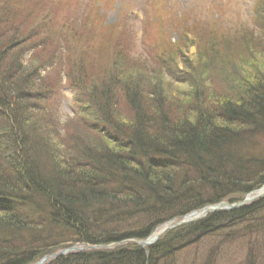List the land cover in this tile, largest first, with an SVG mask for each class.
<instances>
[{
  "label": "trees",
  "instance_id": "obj_1",
  "mask_svg": "<svg viewBox=\"0 0 264 264\" xmlns=\"http://www.w3.org/2000/svg\"><path fill=\"white\" fill-rule=\"evenodd\" d=\"M14 6L0 7V264L71 248L81 249L44 264H178L203 244L201 264L233 247L241 264H262L264 197L135 242L264 187V41L239 50L209 26L201 43L206 25L179 20L174 50L197 47L187 71L121 46L107 71L80 56L68 24ZM63 75L78 110L65 123L54 114Z\"/></svg>",
  "mask_w": 264,
  "mask_h": 264
},
{
  "label": "rangeland",
  "instance_id": "obj_2",
  "mask_svg": "<svg viewBox=\"0 0 264 264\" xmlns=\"http://www.w3.org/2000/svg\"><path fill=\"white\" fill-rule=\"evenodd\" d=\"M14 2L31 10L41 23L50 22L55 24L56 29L68 24L69 34L77 36V41L71 42V45L77 48L80 56L87 49L89 57L93 56L102 62V66L96 68H108L107 71L117 60L121 47L126 50L125 57L130 60L139 59L146 63L149 62L148 52L161 53L165 56L160 63L171 64L169 60H172L175 68L187 71L186 59L194 57L197 47L190 46L184 53L174 50L180 40L179 31L175 29L179 20L187 19L206 25L205 33L202 32V37L198 39L201 43L212 36L209 26L219 30L220 34L238 37L236 46L239 50L241 40L253 37L259 40L257 42L264 41L260 38L264 35L259 33H264V29L259 30L262 29L260 25L256 27L252 23L255 13L262 20L260 23H264V0H13L8 2L9 5L5 4V0H0V7H13L16 4ZM202 29L205 30V27ZM125 57V63H132ZM58 95L54 114L65 123L78 110L72 102L73 91L65 86L64 75ZM207 246L203 244L191 249L178 264H201ZM232 250L220 257L216 264H241V259L235 256L239 249L233 247Z\"/></svg>",
  "mask_w": 264,
  "mask_h": 264
},
{
  "label": "water",
  "instance_id": "obj_3",
  "mask_svg": "<svg viewBox=\"0 0 264 264\" xmlns=\"http://www.w3.org/2000/svg\"><path fill=\"white\" fill-rule=\"evenodd\" d=\"M264 196V188H262L256 196L254 197H251L250 195L247 196L242 202H239V203H236V204H232V205H229L227 203H221V204H217V205H212V206H207L201 210H198L188 216H186L185 218H183L180 222L178 223H175V224H167L166 226H164L162 228L161 231H159L156 235H153L151 236L150 238H148L146 241H142V242H138V244L141 246V247H145V246H149V245H152L154 244L155 242L158 241V239L160 238V236H162V234H164L165 232L169 231V230H173V229H176V228H179L187 223H190L194 220H197L201 217H203L204 215L206 214H209L211 212H215V211H220V210H226V211H232V210H237L245 205H247L248 203H250L251 201H254L258 198H261ZM76 250L75 248L73 249H69V250H66V251H62L60 254H56V255H53V256H46L44 257L43 259H41L38 263L36 264H44L45 262H47L48 260L52 259V258H56L58 256H61V255H64L68 252H71V251H74Z\"/></svg>",
  "mask_w": 264,
  "mask_h": 264
},
{
  "label": "bare ground",
  "instance_id": "obj_4",
  "mask_svg": "<svg viewBox=\"0 0 264 264\" xmlns=\"http://www.w3.org/2000/svg\"><path fill=\"white\" fill-rule=\"evenodd\" d=\"M162 229H160V231H161Z\"/></svg>",
  "mask_w": 264,
  "mask_h": 264
}]
</instances>
